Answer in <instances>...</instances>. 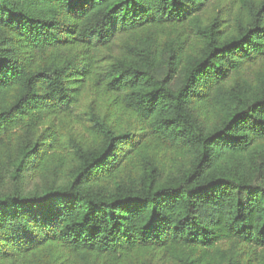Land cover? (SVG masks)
Returning <instances> with one entry per match:
<instances>
[{
    "label": "trees",
    "instance_id": "1",
    "mask_svg": "<svg viewBox=\"0 0 264 264\" xmlns=\"http://www.w3.org/2000/svg\"><path fill=\"white\" fill-rule=\"evenodd\" d=\"M0 264H264V0H0Z\"/></svg>",
    "mask_w": 264,
    "mask_h": 264
},
{
    "label": "rangeland",
    "instance_id": "2",
    "mask_svg": "<svg viewBox=\"0 0 264 264\" xmlns=\"http://www.w3.org/2000/svg\"><path fill=\"white\" fill-rule=\"evenodd\" d=\"M41 181L40 178H37L33 175L27 177V181L25 182V186L27 188H33L37 182L39 183Z\"/></svg>",
    "mask_w": 264,
    "mask_h": 264
}]
</instances>
